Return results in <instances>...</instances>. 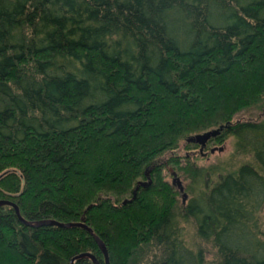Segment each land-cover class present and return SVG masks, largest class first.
Returning a JSON list of instances; mask_svg holds the SVG:
<instances>
[{
    "label": "trees",
    "instance_id": "1",
    "mask_svg": "<svg viewBox=\"0 0 264 264\" xmlns=\"http://www.w3.org/2000/svg\"><path fill=\"white\" fill-rule=\"evenodd\" d=\"M261 104L264 0H0V264H105L84 227L14 205L83 216L108 264H207L188 221L213 264H264V114L235 118ZM228 137L227 162L176 152Z\"/></svg>",
    "mask_w": 264,
    "mask_h": 264
},
{
    "label": "rangeland",
    "instance_id": "2",
    "mask_svg": "<svg viewBox=\"0 0 264 264\" xmlns=\"http://www.w3.org/2000/svg\"><path fill=\"white\" fill-rule=\"evenodd\" d=\"M264 114V104L261 105H256L252 106L250 108L244 109L237 114H235V118H243V119H255V118H260ZM184 140L182 139L179 141V147L176 149V152H178L181 155H184L185 153L191 154L192 159L198 163V164H204V165H209V164H216L220 161L227 162L228 159H231V151H232V139L231 137H228L227 139L223 140L222 142H216L212 141L209 142L207 145V148L205 150L204 155H200L198 152V147H192V146H184ZM184 146V147H183ZM213 146L218 147L222 146V149H216L214 152H210L209 149L212 148ZM169 154L166 153L163 155V158H166ZM243 157L242 159L246 158L245 156H240ZM236 160V159H235ZM234 160V161H235ZM232 163V162H231ZM163 173H165L166 179L171 183V176L170 174L167 173L165 169H163ZM179 175V174H178ZM179 178L181 180V183L183 185V191L187 192V181L183 179L181 175H179ZM174 188L178 191L177 199L178 201L181 200V192L179 191L178 187L176 184H173ZM189 196V195H188ZM262 222V228L264 229V221L261 219ZM179 225L182 230V235L184 238V241L186 244L192 248V249H197V248H202L203 252L205 254V260L207 264H213L215 258H214V249L210 245L209 242H205L201 240L197 233H196V225L192 221L188 222H179ZM73 264V261H72Z\"/></svg>",
    "mask_w": 264,
    "mask_h": 264
},
{
    "label": "water",
    "instance_id": "3",
    "mask_svg": "<svg viewBox=\"0 0 264 264\" xmlns=\"http://www.w3.org/2000/svg\"><path fill=\"white\" fill-rule=\"evenodd\" d=\"M221 128H222V125L218 126L217 128H212V129L200 132V133H195V134L189 135V136L186 137V141L187 142L198 143L200 145V150H202V148L205 146V144L208 141V139L210 137H213V136L217 135ZM216 148L221 150L222 146H218V147L213 146L210 149V151L213 152ZM168 170H169V172L171 174V182H172V184H176V186L178 187L179 191L181 192L182 201H184L185 197H186V192L183 191V185L181 183V180H180L177 172L170 166L168 167ZM146 178L147 179H145L143 181H138L137 182V184L135 186V189L132 191L131 198L124 199L123 203H125L126 201H130V200H132L135 197L136 190H137V188L139 186L149 185V183L151 182V179L149 177V172L148 171H146ZM3 202H8V201L0 200V204L3 203ZM14 206H15V211H16L17 215L19 216V218L22 221L26 222V223H31V224L32 223H34V224L50 223V224H56V225H59V226H62V227H71L73 225H80V226L84 227L93 236V238L96 240L99 248L101 249V251H102V253L104 255L105 264H108V260H109L108 251L106 249V246H105L104 242L101 240V238L97 234H95V232L92 230L91 227H89L87 224L84 223L85 218L83 216L81 217V219L79 221L61 222V221H56L54 219H49V220H41V221H38V222H31V221H27V220L21 218L20 215H19V210H18L17 206L16 205H14ZM80 257H89V258H91L93 260L94 264H100L97 261V259L89 252H81V253L75 255L71 259V262L73 261V259L80 258Z\"/></svg>",
    "mask_w": 264,
    "mask_h": 264
}]
</instances>
